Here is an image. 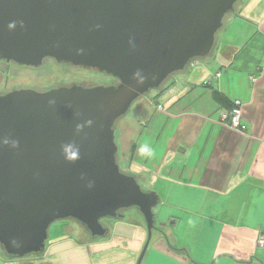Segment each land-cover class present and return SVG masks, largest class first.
Masks as SVG:
<instances>
[{
	"label": "water",
	"instance_id": "water-1",
	"mask_svg": "<svg viewBox=\"0 0 264 264\" xmlns=\"http://www.w3.org/2000/svg\"><path fill=\"white\" fill-rule=\"evenodd\" d=\"M243 2L0 0V61L38 67L54 59L118 82L0 95V247L8 258L44 254L58 221L101 239L109 233L102 220L136 209L148 232L142 263L160 198L121 169L118 122L136 101L209 57ZM69 144L79 149L75 161L62 151Z\"/></svg>",
	"mask_w": 264,
	"mask_h": 264
},
{
	"label": "crops",
	"instance_id": "crops-1",
	"mask_svg": "<svg viewBox=\"0 0 264 264\" xmlns=\"http://www.w3.org/2000/svg\"><path fill=\"white\" fill-rule=\"evenodd\" d=\"M234 27L222 36L213 68L171 81L157 110L137 121L123 168L160 198L141 264H264V0H244L227 29ZM214 91L242 104L246 131L230 127L231 110ZM145 144L151 156L139 152ZM107 228L96 240L54 238L31 262L0 247V264H138L145 224L126 217Z\"/></svg>",
	"mask_w": 264,
	"mask_h": 264
},
{
	"label": "flooded vegetation",
	"instance_id": "flooded-vegetation-1",
	"mask_svg": "<svg viewBox=\"0 0 264 264\" xmlns=\"http://www.w3.org/2000/svg\"><path fill=\"white\" fill-rule=\"evenodd\" d=\"M236 11L232 14V17L236 14ZM117 83L116 79L104 73L58 63L54 59H46L38 67L0 61V95L17 90H33L43 93L59 87H94L100 85H116ZM124 137L125 135L123 134L122 138L118 140L116 136L118 147L129 145L128 140L126 142Z\"/></svg>",
	"mask_w": 264,
	"mask_h": 264
},
{
	"label": "rangeland",
	"instance_id": "rangeland-1",
	"mask_svg": "<svg viewBox=\"0 0 264 264\" xmlns=\"http://www.w3.org/2000/svg\"><path fill=\"white\" fill-rule=\"evenodd\" d=\"M240 6H241V4L238 5L236 12H238V9ZM231 18H232V15L226 19L225 27L219 32L218 37H217L218 40H217L216 47L214 48L212 53L209 55V57L195 60V62L192 65L188 66L184 72L177 74L175 76H172L168 80L163 91L167 92L168 91V85L170 84L171 81H173L176 78L177 79H181V78L188 79L189 75L199 73L202 69H204V67H208V68L214 67V63H215L216 57L218 55V49L220 48V46L222 44V39H223L224 35L225 34L229 35L230 30L231 31L236 30L235 27L231 28V29H227L228 25H229V21L231 20ZM216 63H217V61H216ZM98 79H100V77H98ZM159 94H161V93L152 92L151 95H149V97L146 96L145 98L139 99L138 101H136L134 103L130 112L118 122L117 134H116L118 140H120L122 138V135L123 134L125 135V133L127 131H129V133H132V131L139 129L140 124L137 121L139 119H141L142 116H146V114H145V112H143V110H147L148 112L152 111V113H153V111L157 110L156 102L158 101L157 98H158ZM128 142L130 143L129 140H128ZM127 146L129 147V145L119 147L118 160H119L121 169L123 171H125L123 167H124L125 163L127 162V159L129 158V155H130L129 148H127ZM138 214L139 213L136 209H130V210L124 212V215L127 218H140ZM110 222H112L111 219L102 220V224L105 227H108V224ZM52 227H54L55 229H59V230L61 229L60 232L62 234L55 236L53 229L51 228L50 238L48 240L47 246L49 245V243L51 242L52 239L54 240V238L56 239L59 236L73 237V238H76L80 241H84L86 239H89L87 233L81 228L82 226H80L75 221H65V220L64 221H58ZM41 256H43V254H40L38 256H30V257L24 258L22 260H28L31 262V261H34L35 259H37Z\"/></svg>",
	"mask_w": 264,
	"mask_h": 264
},
{
	"label": "trees",
	"instance_id": "trees-1",
	"mask_svg": "<svg viewBox=\"0 0 264 264\" xmlns=\"http://www.w3.org/2000/svg\"><path fill=\"white\" fill-rule=\"evenodd\" d=\"M231 16V15H230ZM213 96H214V99L223 107H226L228 108V110H231V113L233 111V107L234 105L231 104L230 102H228V100L226 99V97L224 95H222L219 91H214L213 93ZM143 112H145L146 115H149L151 114V112H148L147 110H143ZM142 119V118H141ZM139 121V120H138ZM127 133V134H126ZM125 133V140L127 142V140L130 141L129 143V147L127 146V148H129V152H130V155L133 154L134 150H135V146H136V141H135V138L138 136L139 134V129L135 130V131H132V133H129V131H127ZM127 150V149H126ZM125 155V154H124ZM140 218H128V222L131 223V224H135V225H139V226H143V224H145L142 216L140 214H138ZM146 226V225H145ZM52 229L54 230L55 228L52 227ZM83 229V228H82ZM84 230V229H83ZM61 229L60 230H54V232L56 234H62L61 232ZM85 231V230H84ZM86 232V231H85ZM89 239L90 240H96V239H93L91 237V235L86 232ZM62 237V236H61ZM88 240V239H87Z\"/></svg>",
	"mask_w": 264,
	"mask_h": 264
},
{
	"label": "built area",
	"instance_id": "built-area-1",
	"mask_svg": "<svg viewBox=\"0 0 264 264\" xmlns=\"http://www.w3.org/2000/svg\"><path fill=\"white\" fill-rule=\"evenodd\" d=\"M242 113V104L239 101L235 102L232 111L230 127L238 131L244 132L246 131V126L242 124ZM258 244L264 247V232L260 234Z\"/></svg>",
	"mask_w": 264,
	"mask_h": 264
},
{
	"label": "clouds",
	"instance_id": "clouds-1",
	"mask_svg": "<svg viewBox=\"0 0 264 264\" xmlns=\"http://www.w3.org/2000/svg\"><path fill=\"white\" fill-rule=\"evenodd\" d=\"M86 124H87V126H91L92 125V121H87ZM82 128H83V126L77 125L76 131L79 132V131L82 130ZM5 143H7V141H5ZM70 149H71V145L70 144L62 146V151L65 154V158L68 159L69 161H75L76 159L79 158V149L77 148L76 151H70ZM139 152L142 155H147V156H151L152 155L151 149L146 144L142 145L139 148Z\"/></svg>",
	"mask_w": 264,
	"mask_h": 264
}]
</instances>
